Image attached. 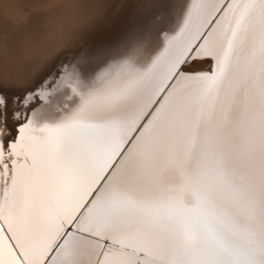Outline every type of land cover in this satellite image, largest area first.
<instances>
[{
    "label": "snow or ice",
    "instance_id": "obj_1",
    "mask_svg": "<svg viewBox=\"0 0 264 264\" xmlns=\"http://www.w3.org/2000/svg\"><path fill=\"white\" fill-rule=\"evenodd\" d=\"M158 7L0 87V264H264V0Z\"/></svg>",
    "mask_w": 264,
    "mask_h": 264
},
{
    "label": "bare ground",
    "instance_id": "obj_2",
    "mask_svg": "<svg viewBox=\"0 0 264 264\" xmlns=\"http://www.w3.org/2000/svg\"><path fill=\"white\" fill-rule=\"evenodd\" d=\"M161 0H0V87L23 94L39 89L43 72L94 55L129 24L154 22L177 30V17L161 15ZM61 70L66 69L62 68ZM42 103V101H41ZM0 238V258L7 244Z\"/></svg>",
    "mask_w": 264,
    "mask_h": 264
}]
</instances>
